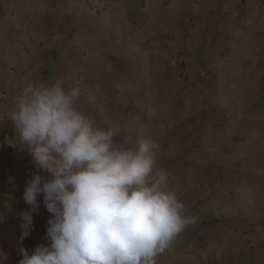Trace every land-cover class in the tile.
I'll list each match as a JSON object with an SVG mask.
<instances>
[{
  "label": "crops",
  "instance_id": "1",
  "mask_svg": "<svg viewBox=\"0 0 264 264\" xmlns=\"http://www.w3.org/2000/svg\"><path fill=\"white\" fill-rule=\"evenodd\" d=\"M84 1L0 0L10 112L26 84L60 81L118 145L159 144L152 178L165 173L195 223L156 264H264V0ZM34 171L26 151L0 147V200L27 205Z\"/></svg>",
  "mask_w": 264,
  "mask_h": 264
},
{
  "label": "clouds",
  "instance_id": "2",
  "mask_svg": "<svg viewBox=\"0 0 264 264\" xmlns=\"http://www.w3.org/2000/svg\"><path fill=\"white\" fill-rule=\"evenodd\" d=\"M79 95L55 81L28 83L14 98L13 136L0 147L26 151L36 170L22 194L20 242L33 228L38 197L51 214L48 243L31 253L20 247L19 264H156L195 217L163 189L164 172L152 178L159 144L118 145L113 130L79 110Z\"/></svg>",
  "mask_w": 264,
  "mask_h": 264
},
{
  "label": "rangeland",
  "instance_id": "3",
  "mask_svg": "<svg viewBox=\"0 0 264 264\" xmlns=\"http://www.w3.org/2000/svg\"><path fill=\"white\" fill-rule=\"evenodd\" d=\"M4 191L0 190V195ZM27 207L28 205H23L21 208L18 204L11 205L0 200V264H19L21 259L20 247L26 248L31 253L38 244L48 243L45 237L51 214L46 211L43 203L40 204L39 208L42 213H39L37 217L33 216V228L30 234L22 243L20 242L19 214L27 210Z\"/></svg>",
  "mask_w": 264,
  "mask_h": 264
},
{
  "label": "built area",
  "instance_id": "4",
  "mask_svg": "<svg viewBox=\"0 0 264 264\" xmlns=\"http://www.w3.org/2000/svg\"><path fill=\"white\" fill-rule=\"evenodd\" d=\"M263 0H255L256 5L259 3H262ZM245 2V0H238V4L242 5ZM83 5L88 6L89 8L93 10H104L107 9L108 7L112 6L113 3L111 0H85L83 2ZM146 9L147 7L144 6ZM78 79L76 78L73 82V85L75 87L78 86ZM10 100L8 94L0 90V121H4L7 116L10 114Z\"/></svg>",
  "mask_w": 264,
  "mask_h": 264
}]
</instances>
